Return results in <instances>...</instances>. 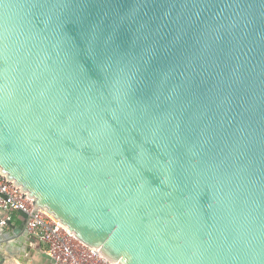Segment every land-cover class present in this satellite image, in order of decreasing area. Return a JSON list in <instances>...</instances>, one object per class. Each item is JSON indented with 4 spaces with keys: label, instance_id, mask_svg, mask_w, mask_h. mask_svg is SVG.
<instances>
[{
    "label": "water",
    "instance_id": "water-1",
    "mask_svg": "<svg viewBox=\"0 0 264 264\" xmlns=\"http://www.w3.org/2000/svg\"><path fill=\"white\" fill-rule=\"evenodd\" d=\"M0 174L114 264H264V0H0Z\"/></svg>",
    "mask_w": 264,
    "mask_h": 264
},
{
    "label": "built area",
    "instance_id": "built-area-1",
    "mask_svg": "<svg viewBox=\"0 0 264 264\" xmlns=\"http://www.w3.org/2000/svg\"><path fill=\"white\" fill-rule=\"evenodd\" d=\"M29 215L28 232L45 247L51 264H114L82 242L34 204L0 174V226L9 227L19 212Z\"/></svg>",
    "mask_w": 264,
    "mask_h": 264
},
{
    "label": "crops",
    "instance_id": "crops-1",
    "mask_svg": "<svg viewBox=\"0 0 264 264\" xmlns=\"http://www.w3.org/2000/svg\"><path fill=\"white\" fill-rule=\"evenodd\" d=\"M4 216L0 214V219ZM15 220L12 223L13 227H20L23 222V219L15 215ZM22 218V217H21ZM12 226L4 227L10 233H13ZM12 231V232H11ZM26 235L20 234L16 236V239L12 241L11 244L4 242L0 243V264H51V261L46 253L45 247L40 243L36 242L34 239L31 238L32 246H28L25 243ZM18 245H22L25 247V251L22 253L17 252L16 248ZM16 253L14 255L11 252Z\"/></svg>",
    "mask_w": 264,
    "mask_h": 264
}]
</instances>
